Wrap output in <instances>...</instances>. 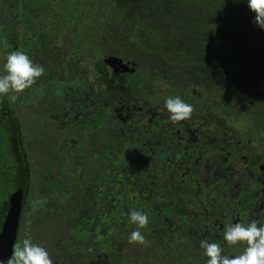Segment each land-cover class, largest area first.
Listing matches in <instances>:
<instances>
[{"label": "flooded vegetation", "instance_id": "1", "mask_svg": "<svg viewBox=\"0 0 264 264\" xmlns=\"http://www.w3.org/2000/svg\"><path fill=\"white\" fill-rule=\"evenodd\" d=\"M62 3L0 0V75L12 51L45 69L23 93L0 96V122L20 127L21 143L6 145L33 173L15 244L31 238L53 264H207L204 239L241 254L246 245L223 234L264 224V116L203 88L154 87L136 58L74 51L56 33ZM177 96L194 107L190 119L171 121L165 101ZM132 210L147 215L145 244L128 242Z\"/></svg>", "mask_w": 264, "mask_h": 264}, {"label": "trees", "instance_id": "2", "mask_svg": "<svg viewBox=\"0 0 264 264\" xmlns=\"http://www.w3.org/2000/svg\"><path fill=\"white\" fill-rule=\"evenodd\" d=\"M62 1L66 9L57 27L63 31L56 33L66 32L74 51L136 58L173 89L203 88L210 98L245 103L246 117L264 116V29L253 23L247 0ZM10 121L0 122V142L13 146L21 143L20 127ZM25 157L21 149L1 155L0 230L11 195L31 192Z\"/></svg>", "mask_w": 264, "mask_h": 264}, {"label": "clouds", "instance_id": "3", "mask_svg": "<svg viewBox=\"0 0 264 264\" xmlns=\"http://www.w3.org/2000/svg\"><path fill=\"white\" fill-rule=\"evenodd\" d=\"M247 6L255 14L253 23L264 29V0H247ZM4 69L6 74L0 75V96L23 93L32 87L45 72L41 65L34 64L23 51L8 53ZM15 94L10 96L12 101L17 99ZM165 107L173 122L188 120L194 112V107L178 96L168 97ZM128 215L137 225V230L130 234L128 242L145 244L147 241L139 229L147 226V215L136 210L130 211ZM223 240L230 246L244 244L246 247L241 254L229 257L223 254L219 242L201 240L200 247L208 258L207 264H264V224H258L257 221H251L247 226L243 223L228 224L224 229ZM8 264H53V261L46 249L34 243L31 238H25L21 243L14 245L12 258Z\"/></svg>", "mask_w": 264, "mask_h": 264}, {"label": "water", "instance_id": "4", "mask_svg": "<svg viewBox=\"0 0 264 264\" xmlns=\"http://www.w3.org/2000/svg\"><path fill=\"white\" fill-rule=\"evenodd\" d=\"M105 62L113 66L117 62V58L110 57L107 58ZM10 203V210L0 232V264H8V261L12 257L20 220L22 190L13 194Z\"/></svg>", "mask_w": 264, "mask_h": 264}, {"label": "rangeland", "instance_id": "5", "mask_svg": "<svg viewBox=\"0 0 264 264\" xmlns=\"http://www.w3.org/2000/svg\"><path fill=\"white\" fill-rule=\"evenodd\" d=\"M152 86H154V87H161L160 89H162V90H166V88H167V86L166 85H164V83H162V82H159L158 80H154V83H152ZM197 91L199 92V93H202L203 92V90L202 89H197ZM23 102H25V101H23ZM255 116V115H254ZM29 117H31V115L29 116ZM34 117H32L31 119H33ZM237 126L238 127H242L240 124H237ZM28 131L29 132H31V128H29L28 129ZM5 139H8V133L7 132H4V136H3ZM0 145H1V143H0ZM5 145L6 144H3L2 146H0V153H2V155H7V154H9V152H10V148L9 147H7V148H5ZM8 166H9V164H8ZM54 228V227H53ZM68 248L69 249H71V250H73V245L70 243V245L68 246Z\"/></svg>", "mask_w": 264, "mask_h": 264}]
</instances>
